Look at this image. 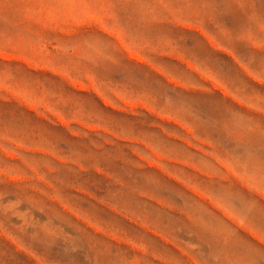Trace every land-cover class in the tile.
<instances>
[{"label":"rangeland","instance_id":"obj_1","mask_svg":"<svg viewBox=\"0 0 264 264\" xmlns=\"http://www.w3.org/2000/svg\"><path fill=\"white\" fill-rule=\"evenodd\" d=\"M0 264H264V0H0Z\"/></svg>","mask_w":264,"mask_h":264}]
</instances>
